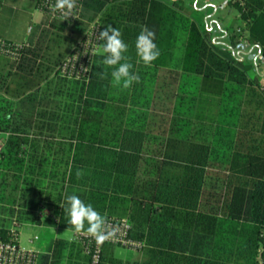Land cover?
I'll return each mask as SVG.
<instances>
[{
  "label": "trees",
  "instance_id": "16d2710c",
  "mask_svg": "<svg viewBox=\"0 0 264 264\" xmlns=\"http://www.w3.org/2000/svg\"><path fill=\"white\" fill-rule=\"evenodd\" d=\"M231 2L244 23L233 46L257 45L264 63V0ZM98 17L106 49L89 81L59 76ZM27 43L17 61L0 56L4 241L23 226L99 234L127 219L142 256L105 245L100 264H264V79L253 62L211 44L171 0H85L77 21L44 17ZM38 249V264H91L70 239Z\"/></svg>",
  "mask_w": 264,
  "mask_h": 264
},
{
  "label": "built area",
  "instance_id": "2783aa9c",
  "mask_svg": "<svg viewBox=\"0 0 264 264\" xmlns=\"http://www.w3.org/2000/svg\"><path fill=\"white\" fill-rule=\"evenodd\" d=\"M84 2L85 0H40L39 8L52 20L74 23L81 17ZM100 18L91 22L78 39L58 68L59 76L71 80L89 81L94 59L103 52V25ZM24 46H28V43L8 41L0 37V56L17 61L21 57ZM131 233L130 221L110 218L99 234L74 232L70 240L84 245L86 254L91 257V264H100L105 245L120 246L134 252L143 250L146 246L145 242L134 239ZM20 237L18 230L12 231L9 241H4L0 236V264H38L39 254L42 251L35 247L23 246ZM38 240L39 237H35L31 243Z\"/></svg>",
  "mask_w": 264,
  "mask_h": 264
},
{
  "label": "crops",
  "instance_id": "0c3cea01",
  "mask_svg": "<svg viewBox=\"0 0 264 264\" xmlns=\"http://www.w3.org/2000/svg\"><path fill=\"white\" fill-rule=\"evenodd\" d=\"M171 1L175 3V9L178 12L201 26L202 30L207 33L211 44L220 49L232 51L241 61L253 62L264 79V63L260 48L249 44L245 39H240V43L233 46L232 35L235 31L241 30L244 23L231 0ZM39 3L40 0H0V37L14 42H27L34 26L46 17L40 10ZM24 7L31 12V15L34 11H39L42 14L41 21L29 23L25 30L10 29L12 22L16 20L18 13H21ZM49 230L60 231L62 229L52 227ZM70 232L73 235V232Z\"/></svg>",
  "mask_w": 264,
  "mask_h": 264
},
{
  "label": "rangeland",
  "instance_id": "374dc122",
  "mask_svg": "<svg viewBox=\"0 0 264 264\" xmlns=\"http://www.w3.org/2000/svg\"><path fill=\"white\" fill-rule=\"evenodd\" d=\"M42 19V14L39 11H34L33 15L31 12H28L26 7L23 8L21 13H18L16 20L11 24L10 29H22L25 30L28 27L29 23H39ZM105 50V45L102 46V51ZM1 142V139H0ZM21 244L27 248L35 247L39 248L50 238H62L69 239L72 236V233L69 230H60L52 231L46 228H39L35 226H23L19 229ZM35 237H39V241L31 243V240H35ZM142 254L137 252H132L123 247L116 248V257L121 260H128L141 257Z\"/></svg>",
  "mask_w": 264,
  "mask_h": 264
}]
</instances>
